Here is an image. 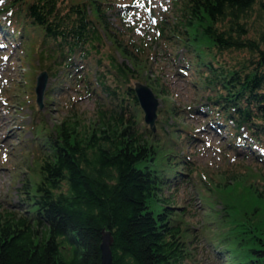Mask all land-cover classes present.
Instances as JSON below:
<instances>
[{
  "label": "trees",
  "instance_id": "16d2710c",
  "mask_svg": "<svg viewBox=\"0 0 264 264\" xmlns=\"http://www.w3.org/2000/svg\"><path fill=\"white\" fill-rule=\"evenodd\" d=\"M127 2L0 0V43L38 49L52 78L44 99L93 101L86 112L68 99L54 126L28 127L19 200L0 204V264H101L104 228L113 264H264V0H172L157 47L130 35L117 8ZM156 48L190 89L186 105L160 78ZM35 73L9 97L21 102ZM136 81L161 99L156 129ZM200 125L222 139L223 161L192 159ZM185 184L201 221L179 196Z\"/></svg>",
  "mask_w": 264,
  "mask_h": 264
},
{
  "label": "rangeland",
  "instance_id": "374dc122",
  "mask_svg": "<svg viewBox=\"0 0 264 264\" xmlns=\"http://www.w3.org/2000/svg\"><path fill=\"white\" fill-rule=\"evenodd\" d=\"M171 6L172 0H129L124 6L125 9L117 8L128 12L124 22L131 26L130 35L136 41L152 43L157 47L152 40L155 34L154 23L163 17L162 12L171 10ZM156 49L157 55L154 60L160 78L173 94L172 99L177 104L186 105L192 97L190 89L184 80L175 75V68L172 62L166 58L163 49ZM40 59L42 58L36 48H33L29 55L26 47L24 48L20 44L5 45L0 43V204L3 205H6V198L12 199L13 202L19 200L17 188L23 186L26 176L24 174L26 171V152L23 154V149L32 148V145L35 144L33 140L37 134L34 128L28 127L35 123L39 125L40 122H44L49 128L54 126L65 113L63 106L68 99L78 101L81 108L85 109L86 112H89L93 107V101L90 97L78 95L74 90H70L64 98L58 97L52 101L45 100L43 97V105L38 107L37 78L43 70H46H40L41 62L45 63L44 60L40 62ZM35 70V77L32 81L29 80V85L25 86V93L19 96L22 101L18 102L15 101L14 97H9L6 92L7 89L12 88L17 82L25 81V78L32 75L31 73ZM51 82L52 78L49 75L44 96ZM159 100L161 105V99L159 98ZM203 128V125L199 126L201 129L200 139L195 142V147L192 149V159L201 164L209 163L211 165L223 161L221 154L223 151L222 139L211 131H203ZM240 150L243 151V149ZM232 154L235 155V152ZM244 159L243 162L246 165L254 164L251 158L245 157ZM178 192L179 196L186 200L184 204L191 208V212L195 213L194 220L201 221L204 205L201 197L196 194L193 185L185 184ZM199 212L200 214H198ZM196 261L200 264H215L203 255H198L194 261H189L188 264H195Z\"/></svg>",
  "mask_w": 264,
  "mask_h": 264
},
{
  "label": "water",
  "instance_id": "95a60500",
  "mask_svg": "<svg viewBox=\"0 0 264 264\" xmlns=\"http://www.w3.org/2000/svg\"><path fill=\"white\" fill-rule=\"evenodd\" d=\"M49 74L47 70H43L38 78L36 85L37 102L42 107L44 92L47 87ZM135 91L139 99L140 105L144 110V119L153 129H156V120L158 117V107L160 105L159 97L146 82L136 81ZM113 243V236L111 232L104 228L102 230V261L101 264H113V253L111 245Z\"/></svg>",
  "mask_w": 264,
  "mask_h": 264
}]
</instances>
